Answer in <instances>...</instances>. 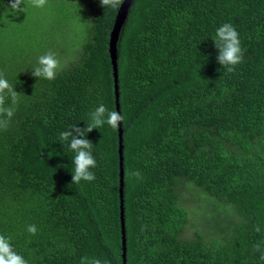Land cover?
Returning a JSON list of instances; mask_svg holds the SVG:
<instances>
[{
  "label": "trees",
  "instance_id": "trees-1",
  "mask_svg": "<svg viewBox=\"0 0 264 264\" xmlns=\"http://www.w3.org/2000/svg\"><path fill=\"white\" fill-rule=\"evenodd\" d=\"M122 1L24 0L17 13L0 0V72L21 93L0 130V235L27 264H122L117 128L86 133L91 182L72 183L59 138L99 105L115 110L108 42ZM224 23L243 51L232 72L212 41ZM50 51L61 70L34 77ZM117 72L126 264H264V0H133ZM207 207L219 233L200 224Z\"/></svg>",
  "mask_w": 264,
  "mask_h": 264
},
{
  "label": "clouds",
  "instance_id": "clouds-1",
  "mask_svg": "<svg viewBox=\"0 0 264 264\" xmlns=\"http://www.w3.org/2000/svg\"><path fill=\"white\" fill-rule=\"evenodd\" d=\"M120 2L121 0H100L103 7L112 8L117 7ZM30 3L36 8H43L48 3V0H30ZM10 7L17 13L24 12V0H12ZM212 41L218 50L217 62L222 67H226L228 72H232L234 67L243 60L239 33L232 24L224 23L216 29L215 39ZM61 68L62 65L57 58V54L50 51L38 58L37 66L32 69V75L37 78L54 80ZM20 95L21 93L14 91L13 85L0 72V130L7 129L15 114V108L13 106H6V99L10 97L11 104L16 105ZM89 117L90 123L87 127L78 128L72 126L59 134L60 140L65 142L67 147L75 153L72 161L74 164L72 183L75 184L80 183L82 180L91 182L96 178L95 174L90 171V169L97 166L96 160L92 155L93 144L85 138L86 133L102 127L105 123L113 129H116L125 119L124 115L120 112L115 110L109 111L103 104L92 111ZM128 176L130 178L134 177L137 180L142 179L139 170L128 173ZM27 231L31 235H35L37 233V227L35 225H29ZM257 231H259V228H257ZM0 264H27L24 257L14 250L10 238L4 235H0ZM81 264H107V262H102L99 258L89 259L88 257H82Z\"/></svg>",
  "mask_w": 264,
  "mask_h": 264
},
{
  "label": "water",
  "instance_id": "water-1",
  "mask_svg": "<svg viewBox=\"0 0 264 264\" xmlns=\"http://www.w3.org/2000/svg\"><path fill=\"white\" fill-rule=\"evenodd\" d=\"M133 0H123L119 6L112 30L109 34L108 54L112 67L113 90H114V103L115 111L120 112L119 94H118V72H117V43L119 40L120 32L124 26L129 9ZM118 132V158H119V201H120V235H121V261L126 264V237H125V222H124V209H123V145H122V127L121 124L117 128Z\"/></svg>",
  "mask_w": 264,
  "mask_h": 264
},
{
  "label": "rangeland",
  "instance_id": "rangeland-1",
  "mask_svg": "<svg viewBox=\"0 0 264 264\" xmlns=\"http://www.w3.org/2000/svg\"><path fill=\"white\" fill-rule=\"evenodd\" d=\"M194 206V205H193ZM202 208V207H201ZM221 208H223V207H221ZM205 210H204V213H205V215H204V213L201 211H199L198 213L200 214V224H201V226H205L206 225V228L207 227H209L207 230H208V232H218L219 233V230L218 229H220L218 226L219 225H221L220 224V222L221 221H219L218 222V220H215L214 219V215L211 213V208L210 207H207V208H204ZM214 227V229H212ZM210 230V231H209ZM192 229H190V227L188 228V230H187V232H186V237L187 238H191L192 237Z\"/></svg>",
  "mask_w": 264,
  "mask_h": 264
}]
</instances>
